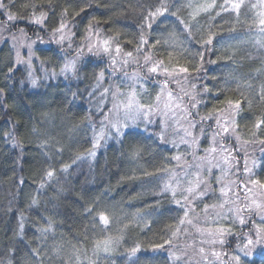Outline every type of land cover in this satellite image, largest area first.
Returning a JSON list of instances; mask_svg holds the SVG:
<instances>
[{
    "label": "snow or ice",
    "instance_id": "1",
    "mask_svg": "<svg viewBox=\"0 0 264 264\" xmlns=\"http://www.w3.org/2000/svg\"><path fill=\"white\" fill-rule=\"evenodd\" d=\"M136 8L129 25L123 0H0V140L40 157L0 208V264H264V0ZM109 152L137 189L81 185L89 249L63 201Z\"/></svg>",
    "mask_w": 264,
    "mask_h": 264
},
{
    "label": "trees",
    "instance_id": "2",
    "mask_svg": "<svg viewBox=\"0 0 264 264\" xmlns=\"http://www.w3.org/2000/svg\"><path fill=\"white\" fill-rule=\"evenodd\" d=\"M20 2L21 0H17V4H19ZM37 2L43 3L46 2V0H37ZM54 2H57V0H54ZM152 2L154 3L155 0H152ZM123 3L125 4V6L131 5L132 9L135 10L129 9L123 16L114 17L113 21L119 20L120 24H129V25L138 22L140 16V10L136 8L137 0H123ZM181 14L183 15L184 13ZM20 23L21 26H23L24 22L21 21ZM101 26L106 27V25L104 24H102ZM0 48H3V45H0ZM4 59H5L4 56H0V60H4ZM256 63H258V61L243 58L242 59L243 67L241 68V71L244 72L250 71L252 69V65ZM69 115L73 120L78 119L75 116H71V114ZM15 118L18 117H14V119ZM57 123H59V120H57ZM5 127H6L5 120L0 118V130L4 129ZM22 138L26 139L24 137ZM38 151L39 150L36 148L34 143L25 142L24 155L21 156L19 159H17V157L19 156V150L11 149L10 146L5 145L3 141L0 140V208H3L4 205L7 204L8 199L11 198V196L9 195L10 192H15V188L13 187V182L18 178L23 177V179L25 180V184L22 187L26 191L36 186L34 181L38 179L40 173V167L38 164L40 157L38 155ZM121 167H122L121 161L117 160L114 157V155L111 152H109L107 165L104 164L103 158H99V165L96 168V176H95L94 184H86L84 178L88 175L87 168L83 170L82 174L72 178L73 187L69 192V197L63 201L64 209L67 211L70 217L74 218V219H67L63 226L66 234V239L72 240V242L75 243L76 239L82 238L84 230L87 227L89 231V239L88 241H85V244L89 247V249L91 248L92 229L90 225H88L87 221H85L83 217L80 215L79 206L73 203L74 200L79 198L75 193L80 192V187L82 184H84L88 188L96 189L97 190L95 192L96 195H99V193L103 191L104 187H108L110 185L113 196H115L116 199L118 200L122 196L125 197L126 199L128 195H132L136 191L137 189L136 184L130 182L121 183V184L117 183L118 176L116 174L121 171ZM9 177H11V179ZM77 180L80 181L79 184L75 183ZM87 199L88 196H85L84 199L81 200V203H84ZM24 200L25 197L20 196L18 201V206L23 204ZM124 207L127 208L128 207L127 204H124ZM132 210L134 209H129V211ZM0 215H3V213L0 212ZM31 218L35 219V217H31ZM10 223H14V221H10ZM8 227H9L8 224L0 222V250H2L3 245L10 242L8 240V236H10L11 233L8 232V236L4 235V233L8 231ZM69 227L72 229V231H68ZM132 238L135 237L134 236L130 237L128 240L125 241V244L126 245L130 244ZM17 264H19L18 261Z\"/></svg>",
    "mask_w": 264,
    "mask_h": 264
}]
</instances>
